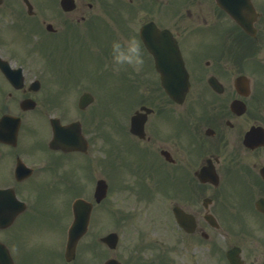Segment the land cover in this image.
Instances as JSON below:
<instances>
[{
  "label": "flooded vegetation",
  "instance_id": "flooded-vegetation-1",
  "mask_svg": "<svg viewBox=\"0 0 264 264\" xmlns=\"http://www.w3.org/2000/svg\"><path fill=\"white\" fill-rule=\"evenodd\" d=\"M250 1L248 31L225 23L214 0H67L70 10L56 0L47 32L44 20L28 21L24 0L0 6L10 28L0 29L10 65L9 75L0 69V119L20 124L16 136L0 131V264H264V0ZM97 4L117 15L105 58L115 41L133 38L144 58L138 70L120 66L132 77L135 134L120 117L117 130L106 119L93 133L91 104L77 111V49L98 22L85 17ZM150 23L166 34L147 35L148 51L140 29ZM29 33L40 38L30 54L22 50ZM176 57L189 82L180 104L158 71ZM50 58L57 65H44ZM77 114L87 147H51L53 125ZM99 181L106 193L97 200ZM77 199L91 205L89 224L68 251L64 226ZM132 216L142 221L125 230ZM160 216L165 227L154 230Z\"/></svg>",
  "mask_w": 264,
  "mask_h": 264
},
{
  "label": "clouds",
  "instance_id": "clouds-1",
  "mask_svg": "<svg viewBox=\"0 0 264 264\" xmlns=\"http://www.w3.org/2000/svg\"><path fill=\"white\" fill-rule=\"evenodd\" d=\"M113 61L114 67L119 68L122 65H131L137 70L143 65L144 58L141 54L136 40L130 39L126 45L119 41L113 43Z\"/></svg>",
  "mask_w": 264,
  "mask_h": 264
},
{
  "label": "rangeland",
  "instance_id": "rangeland-1",
  "mask_svg": "<svg viewBox=\"0 0 264 264\" xmlns=\"http://www.w3.org/2000/svg\"><path fill=\"white\" fill-rule=\"evenodd\" d=\"M93 64H94V60L92 61L90 60V63H87V67L90 68L91 66H93Z\"/></svg>",
  "mask_w": 264,
  "mask_h": 264
},
{
  "label": "water",
  "instance_id": "water-1",
  "mask_svg": "<svg viewBox=\"0 0 264 264\" xmlns=\"http://www.w3.org/2000/svg\"><path fill=\"white\" fill-rule=\"evenodd\" d=\"M229 8H231V7H229Z\"/></svg>",
  "mask_w": 264,
  "mask_h": 264
}]
</instances>
